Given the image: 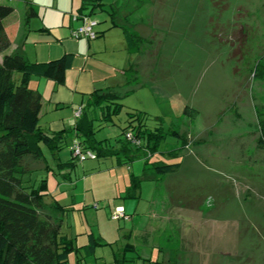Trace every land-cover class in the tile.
Here are the masks:
<instances>
[{"label":"rangeland","instance_id":"1","mask_svg":"<svg viewBox=\"0 0 264 264\" xmlns=\"http://www.w3.org/2000/svg\"><path fill=\"white\" fill-rule=\"evenodd\" d=\"M105 1L109 9L113 0ZM116 6L118 23L134 41L132 53L124 49L131 81L113 121H95V136L115 143L127 112L145 114L164 137L148 164L135 159L129 172L153 175L155 161L181 166L142 181L131 199L129 174L115 177L107 169L116 157L99 159L103 171L86 176L79 163L68 164V138L55 153L41 143L36 163L44 166L26 178H48L53 201L52 194L76 204L61 228L80 250L68 252L67 264H116L119 257L133 264H264V150L256 147L264 79L254 76L264 55V0H116ZM106 17L92 14L101 35L112 29L126 43ZM186 106L197 110L195 118ZM122 203L129 219H113ZM91 238L95 250L88 255Z\"/></svg>","mask_w":264,"mask_h":264},{"label":"trees","instance_id":"2","mask_svg":"<svg viewBox=\"0 0 264 264\" xmlns=\"http://www.w3.org/2000/svg\"><path fill=\"white\" fill-rule=\"evenodd\" d=\"M2 1L0 0V264H67L68 252L80 250L75 248L73 240L62 232L63 219H60L56 212L64 215L70 207L56 200L51 206H47V178L39 182L26 178L30 169L24 161L27 157L33 160L43 159L41 143L54 153L58 152L68 137L67 132H48L41 128L42 99L39 91L34 89L30 82L34 76H38L50 79L56 84H63L72 57L66 54L55 60L31 62L20 51L8 53L13 35L12 29L5 25L4 20L14 11L15 5L12 1L4 4ZM26 3L28 21L37 15V11L29 1ZM105 5V0H81L78 11L89 16L97 10L105 11L106 18L110 21L109 28L122 29L126 49L132 53L133 37L125 26L118 23L119 7L116 6V0L108 3L109 9H106ZM254 76L264 79V55L254 69ZM120 95L113 92L92 93L86 105L81 108L71 144L73 140H77L84 152L89 151L98 159L116 157L118 162L129 165L131 161L141 158L148 164L147 158L157 152L164 132L160 126L149 128L145 122V114L127 112V123L122 127L115 143L106 138L99 140L95 136V121L99 119L102 122H112L113 116L122 108ZM97 111L100 117L97 116ZM184 113L195 118L198 112L186 106ZM129 130L133 133V139L140 140L139 144L126 138L125 134ZM259 131L256 147L264 150L263 120L259 122ZM173 133L182 136L176 131ZM179 150L181 148L172 151L178 155ZM71 155L68 164L73 165L79 160L73 156L72 150ZM152 165L155 175L146 172L142 176L132 174L127 197L137 195L142 181L154 180L155 176L176 172L181 166V161L169 164L155 161ZM93 239L85 245L88 255H92L95 250ZM115 263L133 264V261L119 257Z\"/></svg>","mask_w":264,"mask_h":264},{"label":"crops","instance_id":"3","mask_svg":"<svg viewBox=\"0 0 264 264\" xmlns=\"http://www.w3.org/2000/svg\"><path fill=\"white\" fill-rule=\"evenodd\" d=\"M26 1L34 5L37 11V15L28 21ZM12 3L15 5L14 11L4 20L5 25L12 29L13 35L11 45L7 49L8 53L20 51L31 62L55 60L66 54L72 57L63 84H56L50 79L38 76H34L30 82V85L39 91L42 99L41 128L48 132H67L70 146L75 135L74 127L80 116L76 112L86 105L89 96L94 92L120 94L129 86L132 63L124 51L126 43L110 35L112 29L104 35L98 34L92 40L73 37L72 29L82 24L84 16L78 11L81 0H14ZM97 21L99 24V20ZM97 29L100 32L99 28ZM70 156H72L71 152ZM99 161L98 158H89L71 165L75 166L79 163L80 171L87 176L97 173V170L103 171L101 168L104 163L102 165ZM27 163L34 165L30 171L44 166L41 163L38 165L33 159ZM108 167H110L107 168L109 171H116L115 177L127 178L128 174L129 178L132 176L129 172L130 166L118 160ZM47 184L49 190L48 178ZM120 189L121 187H118V190ZM51 192L50 189L49 193ZM52 197L70 209H77L74 203L63 202L54 194ZM138 197L139 193L131 199ZM54 201L46 196L47 206H51ZM117 208L125 211L127 206L122 203ZM56 213L60 219H63L62 213Z\"/></svg>","mask_w":264,"mask_h":264},{"label":"built area","instance_id":"4","mask_svg":"<svg viewBox=\"0 0 264 264\" xmlns=\"http://www.w3.org/2000/svg\"><path fill=\"white\" fill-rule=\"evenodd\" d=\"M97 26H98V21L97 19L92 18V16L85 15L82 18V24L74 29H72L71 34L75 38L79 37H85L90 40L95 39L98 36L97 32ZM81 113V109H79L76 114L79 115ZM132 131L129 130L126 132L125 136L128 139H133ZM135 143H140L139 139H133ZM71 150L73 153V156L76 157L79 161H84L87 158H95L94 154L91 152H84L78 143L77 140H73L71 144ZM97 204H95V207ZM113 219L117 218H124L125 220L129 219V216L125 214L124 210L122 208H117L116 212L112 214Z\"/></svg>","mask_w":264,"mask_h":264}]
</instances>
